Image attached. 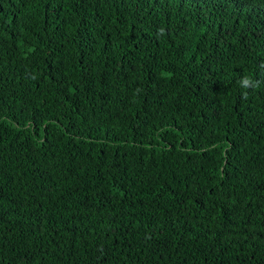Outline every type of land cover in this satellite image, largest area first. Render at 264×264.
Returning a JSON list of instances; mask_svg holds the SVG:
<instances>
[{
  "label": "trees",
  "instance_id": "obj_1",
  "mask_svg": "<svg viewBox=\"0 0 264 264\" xmlns=\"http://www.w3.org/2000/svg\"><path fill=\"white\" fill-rule=\"evenodd\" d=\"M0 264H264V0H0Z\"/></svg>",
  "mask_w": 264,
  "mask_h": 264
},
{
  "label": "clouds",
  "instance_id": "obj_2",
  "mask_svg": "<svg viewBox=\"0 0 264 264\" xmlns=\"http://www.w3.org/2000/svg\"><path fill=\"white\" fill-rule=\"evenodd\" d=\"M241 86L245 89L247 88H255L258 86L257 82L253 81L250 77L248 76H245V77H242L241 81Z\"/></svg>",
  "mask_w": 264,
  "mask_h": 264
}]
</instances>
